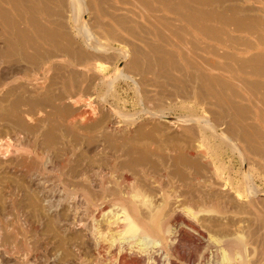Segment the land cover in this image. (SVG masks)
Instances as JSON below:
<instances>
[{
    "label": "rangeland",
    "instance_id": "rangeland-1",
    "mask_svg": "<svg viewBox=\"0 0 264 264\" xmlns=\"http://www.w3.org/2000/svg\"><path fill=\"white\" fill-rule=\"evenodd\" d=\"M205 126L264 164V0H0V264H83L89 160Z\"/></svg>",
    "mask_w": 264,
    "mask_h": 264
},
{
    "label": "bare ground",
    "instance_id": "bare-ground-1",
    "mask_svg": "<svg viewBox=\"0 0 264 264\" xmlns=\"http://www.w3.org/2000/svg\"><path fill=\"white\" fill-rule=\"evenodd\" d=\"M84 36L102 49L88 31ZM195 135L154 145L133 137L141 144L115 147L97 170L89 160L85 185L76 189L85 204L83 264H264V235L234 218L250 211L229 207L231 198L252 195L248 206L259 212L264 164L212 126Z\"/></svg>",
    "mask_w": 264,
    "mask_h": 264
}]
</instances>
